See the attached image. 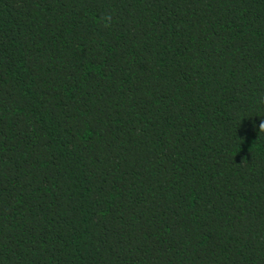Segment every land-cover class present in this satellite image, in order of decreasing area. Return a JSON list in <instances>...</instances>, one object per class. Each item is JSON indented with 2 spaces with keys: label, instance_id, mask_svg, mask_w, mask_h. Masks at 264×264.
<instances>
[{
  "label": "trees",
  "instance_id": "1",
  "mask_svg": "<svg viewBox=\"0 0 264 264\" xmlns=\"http://www.w3.org/2000/svg\"><path fill=\"white\" fill-rule=\"evenodd\" d=\"M264 0H0V264H264Z\"/></svg>",
  "mask_w": 264,
  "mask_h": 264
},
{
  "label": "clouds",
  "instance_id": "2",
  "mask_svg": "<svg viewBox=\"0 0 264 264\" xmlns=\"http://www.w3.org/2000/svg\"><path fill=\"white\" fill-rule=\"evenodd\" d=\"M259 129L264 131V120H261L259 123Z\"/></svg>",
  "mask_w": 264,
  "mask_h": 264
}]
</instances>
